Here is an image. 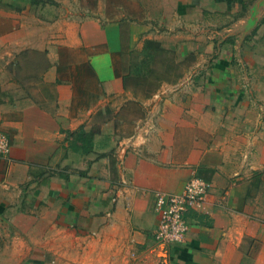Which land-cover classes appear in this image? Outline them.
Wrapping results in <instances>:
<instances>
[{"label":"crops","instance_id":"0c3cea01","mask_svg":"<svg viewBox=\"0 0 264 264\" xmlns=\"http://www.w3.org/2000/svg\"><path fill=\"white\" fill-rule=\"evenodd\" d=\"M56 1L0 0V264H264V0ZM142 35L182 68L146 97ZM195 174L207 201L159 243L155 193Z\"/></svg>","mask_w":264,"mask_h":264},{"label":"rangeland","instance_id":"374dc122","mask_svg":"<svg viewBox=\"0 0 264 264\" xmlns=\"http://www.w3.org/2000/svg\"><path fill=\"white\" fill-rule=\"evenodd\" d=\"M75 1V0H72ZM77 1V0H76ZM92 4L95 2L98 4L100 0H79ZM111 5H116L117 0H109ZM133 3V0H121V2ZM107 2V1H106ZM153 7L149 0H142L137 4L136 8L138 12H141V16L144 17L148 14L150 8ZM128 10H125L127 12ZM154 31H162V26L153 28ZM141 36L143 40L142 46L134 48L128 53V73L126 74V86L131 93L136 96L146 97L151 94V89L157 88L165 80L171 81L178 77L181 71V64L176 60V47L167 48L162 42L155 40L154 38ZM154 37V36H153ZM144 38V39H143ZM88 70V71H87ZM88 76L91 75L89 68H86ZM92 78V76H91ZM95 83V81L93 82ZM135 111V114L140 113L137 106L134 109L129 108L126 116H131Z\"/></svg>","mask_w":264,"mask_h":264},{"label":"built area","instance_id":"2783aa9c","mask_svg":"<svg viewBox=\"0 0 264 264\" xmlns=\"http://www.w3.org/2000/svg\"><path fill=\"white\" fill-rule=\"evenodd\" d=\"M12 149L9 134L0 128V157H8ZM212 183L198 175L192 177L179 193L157 191L155 211L158 223L155 239L162 244H180L186 240L191 225L189 213L203 207Z\"/></svg>","mask_w":264,"mask_h":264},{"label":"trees","instance_id":"16d2710c","mask_svg":"<svg viewBox=\"0 0 264 264\" xmlns=\"http://www.w3.org/2000/svg\"><path fill=\"white\" fill-rule=\"evenodd\" d=\"M33 3H50L57 5L58 2L56 0H32ZM95 135V131H85L84 129H80L77 132L71 134V143L70 146L73 150H83L84 152H88L93 148V138Z\"/></svg>","mask_w":264,"mask_h":264}]
</instances>
